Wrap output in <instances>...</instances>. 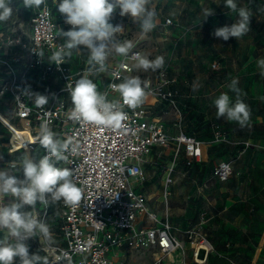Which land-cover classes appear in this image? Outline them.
<instances>
[{"label":"built area","instance_id":"built-area-1","mask_svg":"<svg viewBox=\"0 0 264 264\" xmlns=\"http://www.w3.org/2000/svg\"><path fill=\"white\" fill-rule=\"evenodd\" d=\"M52 2L46 0L35 8L29 28L16 12L0 22V97L5 96L8 112L0 111V145L7 147L10 154L37 153L35 158L39 159L47 154L40 143L41 128L47 126L56 138L79 146L78 155L65 153L70 163L58 161L56 166L73 169L74 181L82 190L81 200L75 206L60 201V240L43 251L39 238H31L30 255H41L46 264H114L108 257L110 253L119 258L121 250L152 247L153 264H165L164 256L169 260L170 253L184 254L188 244L193 260L198 263L196 257L212 249L207 233L194 225L184 229V238H179L173 231L169 200L178 163L191 167L199 160L201 141L182 130L167 132L151 116L154 106L143 102L136 109L124 108L128 118L116 130L69 119L72 105L67 86H74L84 74L88 57L76 68L72 67L67 49L62 53L63 64L57 65L52 60L65 42L60 30L72 27L64 22L58 9L53 10ZM173 24L170 18H165L160 34L165 35ZM137 53L141 55L137 47L131 48L127 57L121 55L107 61V72L90 77L105 74L106 82L98 91L108 90L109 84L132 76L136 62L132 57ZM210 67L219 68V62H211ZM116 73L121 79L115 77ZM174 81L167 75L166 66L142 80L145 96H153L159 105L173 107L180 114L178 91L172 87ZM35 94L46 96V102L38 104ZM109 99H119V94L110 91ZM211 127L214 141L229 143L216 124ZM157 147L169 148L171 157L161 173L159 190L150 194L141 187L145 180L143 162ZM232 173V162L226 160L219 161L214 170L221 182ZM148 203L155 204L154 211ZM159 205L163 207L160 218L155 212ZM49 206L50 202L47 207L36 205V214L45 223Z\"/></svg>","mask_w":264,"mask_h":264},{"label":"clouds","instance_id":"clouds-1","mask_svg":"<svg viewBox=\"0 0 264 264\" xmlns=\"http://www.w3.org/2000/svg\"><path fill=\"white\" fill-rule=\"evenodd\" d=\"M12 0H0V22L11 18ZM59 13L63 14L64 22L72 27L60 30V37L65 42L60 52L52 60L57 64L64 63L65 49L81 51L80 46L88 50V68L74 86H67L71 105L69 119L92 124L98 127L120 129L127 120L124 108H138L146 95L145 85L138 76L114 74L120 83H111L108 90L98 91L97 84L90 77L99 76L108 70L107 61L114 51L127 57L131 44L115 43V36L123 31L121 25L110 23L113 13L119 9L121 17L128 16L133 23L138 24L143 34L152 32L157 26L156 12L149 8L152 0H54ZM46 0H24L25 7L38 8ZM217 5L223 4L228 9V15L235 14L237 19L231 26L216 28L214 37L223 41L230 38L237 40L250 31L252 11L247 6H239L238 0H216ZM214 15L211 7L204 13V19ZM137 67L144 70H156L163 66V59L154 61L141 56L139 53L132 57ZM257 66L259 74L264 76V58H259ZM238 78L231 79L229 91L236 94L233 102L227 92H222L213 101L216 118H225L245 127L250 119L248 105L241 99L242 90L238 87ZM193 91L197 85L193 84ZM116 92L119 99H109V94ZM38 104L43 105L47 97L35 94ZM41 145L47 154L39 159L25 153L17 159L11 160L6 167L0 169V264H13L18 257L20 264H46V260L39 254H29L31 238H39L42 250L51 248L55 244L49 225L38 218L37 203L47 207L49 201L55 203L63 201L65 205L75 206L81 200L82 190L74 181L71 167H57L56 162L70 163L68 156L78 155L79 146L64 142L56 138L47 126L41 128ZM2 158V157H0ZM55 158V160H53ZM22 174L20 178L17 174ZM7 198V202L5 199ZM29 206L31 210H25Z\"/></svg>","mask_w":264,"mask_h":264},{"label":"rangeland","instance_id":"rangeland-1","mask_svg":"<svg viewBox=\"0 0 264 264\" xmlns=\"http://www.w3.org/2000/svg\"><path fill=\"white\" fill-rule=\"evenodd\" d=\"M252 1L253 0H249L247 5H251L253 3ZM21 2L24 1L21 0ZM51 4L53 10L57 11L56 3L52 2ZM157 4L158 1L152 0L149 8L155 10L156 14L163 20L161 23L157 24L152 32L146 35L141 32L139 25L133 23L130 17H121L119 15V9H117L113 13L110 23L114 26L121 25L123 31L116 34L114 42L130 43L131 48L137 47L141 51V56L146 57L149 60L154 61L157 58H162L163 66H166L167 75L175 78L173 84L176 86L179 81L178 75L181 71L176 70L171 61L173 55H176L178 51L177 44L170 47L164 45L163 42L165 40L162 39L164 35H161L160 31L163 30L162 22L165 18H170L174 22L173 25L168 27L167 32L179 24L176 18H174V14L175 10L180 6L179 4L169 3L163 5L162 2L159 3V8H157ZM20 9L25 17L24 25L29 28V19L35 8L25 7L24 5V7ZM62 30L67 31L63 28ZM80 50L77 58L78 56L81 58L85 57V51L87 50ZM119 56L121 55L113 51L109 56L108 61L114 60ZM137 63V61L134 63L132 76H138L141 80L146 77L154 76L161 68L160 67L156 70H144L138 68ZM76 65H78L77 62ZM204 68L207 76L204 80L213 77L215 83H217L222 79V75L212 74L211 76L209 74L215 70L222 69V67L219 69H212L205 65ZM93 81L97 84V88H100L101 85L105 84L106 76L104 74L99 78H93ZM189 83L193 84L194 82L190 80ZM205 88L206 87L204 86V89ZM214 88L216 89V87ZM152 97L148 95L145 96L143 103L152 104L154 101ZM4 99L5 96L0 97V111L7 112V109L3 108V106L7 104ZM203 99L204 98L202 97L200 100L195 101L196 105L198 104L201 106L203 104ZM231 100L235 101V99ZM177 109L180 114H177L173 107L156 105L151 111V116L154 118L156 117L162 127L169 133L179 130L191 134H193L192 132H196L197 130L191 128L189 125L190 123L184 122L185 119L179 107V102ZM211 124H216L221 132L225 134L228 133V130L221 128L217 122L210 123V127ZM260 132L264 133V128H256L251 131L246 129L242 130V136L241 139H239L240 146L237 147V149L242 151L243 145L247 144L241 153L252 150L255 152L254 159H256V153L259 154V152H264V147H262V145L253 142V138H255ZM228 148L227 157H225L224 160L233 161V159H235V162L232 163L233 174L228 178V181L220 182L216 179L214 170L218 161L207 163L205 172L199 175H191L190 169L186 171L185 168H182V163H178L173 176L174 183L172 185L169 200L172 212L171 221L174 228L173 231L179 238L183 239V230L189 226L196 225L198 229L207 233L208 241L210 242L212 249L208 251L207 254H204V251L202 252L200 255V259L204 261L202 263H195L191 251L185 250L184 254L177 252L173 262H169L167 257L164 256L163 260L166 264H251L252 257H250V255H254V253H256V259L253 263L264 264V164L255 166L251 170L243 169L241 156L235 158L236 154L241 153H238V151L236 152L235 150L230 151L231 148ZM0 157H2L0 159L7 161L17 159L20 156L9 155L6 150H3ZM170 157V149L167 147L154 148L152 155L144 157L143 170L145 173V180L141 184L143 190L150 194H155L159 190L161 173L170 162ZM4 167H6V165H0V169ZM238 168L241 169L237 170ZM17 175L22 178V174L18 173ZM249 177L255 182L254 184H246ZM243 179H246L245 186H242ZM134 185L138 186V184ZM5 201H7V198ZM59 202H51L54 208L52 209V215L47 218L48 224H52L58 220L57 215L59 210L56 206ZM148 207L150 210L154 211L155 204L148 203ZM25 210L30 211L31 208L26 206ZM162 211L163 207L159 205L158 210L155 211L159 218L162 216ZM50 231L53 239H58L54 227H51ZM26 243L28 244V241H26ZM241 245H243V247ZM233 249H245V253L243 255L236 254L235 252L226 253ZM154 251L155 249L152 247H143L136 250L124 249L121 250V255L119 256L120 259L117 255L115 257L112 256L111 253L108 257L114 262V264H153ZM246 253H248V255H246ZM14 259L16 261L13 264H20L18 257Z\"/></svg>","mask_w":264,"mask_h":264},{"label":"crops","instance_id":"crops-1","mask_svg":"<svg viewBox=\"0 0 264 264\" xmlns=\"http://www.w3.org/2000/svg\"><path fill=\"white\" fill-rule=\"evenodd\" d=\"M156 1H158L157 8H159V3L162 2L163 5L169 3L179 4L180 6L175 10L174 14V18H176L179 24L171 28L169 32H166L162 39L165 40L163 44L169 47L177 44L178 51L176 55L172 54L173 59L171 62L175 69L181 72L178 75L179 81L177 85L173 84L172 87L178 91V102L185 119L184 122L190 123L191 128L197 130L196 132H192L193 134L186 133L195 136L202 143L201 158L195 161L191 167L186 168V171L190 169L191 175H199L205 172L207 163L224 160L227 157L228 147L231 148L230 151L235 150L238 153L240 152V149H237V147L240 146L239 139H241L242 130L251 131L256 128H264V76L259 74L260 70L257 66L258 59L264 58V0H253L251 5H247L249 0H238L239 6H247L252 11L250 31L238 40L233 37L228 41L216 38L212 33L216 28L225 25L231 26L235 23L237 17L235 14L228 15V9L223 4H215L216 0ZM11 4L10 7L13 9L12 15L15 12L18 13V17H22L24 22L25 17L20 9L24 7V2L12 0ZM211 7L214 9V15H210L206 20H203L205 11ZM20 13L22 14L20 15ZM156 19L158 23H161L163 20L159 15L156 16ZM80 49L87 50L82 46H80ZM79 53L80 51L71 50L69 57L73 68H76L82 60L88 57V50L85 51V57L83 58L79 56L77 58ZM73 60L74 62L76 60L78 65H76V62L74 64ZM213 61L219 62V68L222 67L220 70L209 73L211 76L212 74L222 75V79L217 83H215L213 77L204 80L207 77L204 66L210 67ZM233 78H238V87L243 93L241 99L248 105L250 110V119L245 127H241L238 123L230 122L225 118L217 119L216 109L212 105V101L222 92H227L231 99L236 98V94L231 93L227 87ZM190 80L194 82L193 84L197 85L196 91L192 90L193 84L189 83ZM204 86L206 87L205 89ZM150 97L152 96L150 95ZM202 97L204 98L203 104L201 106L196 105L195 101L200 100ZM152 98L154 101L151 105H159L157 99ZM3 108L7 109L6 105ZM212 122H217L221 128L228 130L226 135L229 143L214 141L210 127V123ZM253 142L264 147V133L260 132L253 138ZM3 150L8 152L7 147L0 145V156ZM254 153V151L248 150L245 153L236 154L235 158L241 156L243 169L251 170L255 166L264 164V152L256 153V159H254ZM12 155L17 156V154ZM9 161L11 160L0 159V162ZM231 162L234 163L235 159ZM182 168L185 167L183 166ZM240 169L238 168L237 170ZM245 181L246 179H243L242 186H245ZM254 183L252 178L249 177L246 184L250 185ZM29 241L30 239L28 243ZM241 246L243 247V245ZM187 248L190 250L188 244ZM234 252L243 255L245 249H233L226 253ZM175 253L177 254V252ZM250 257H252L251 264H254L253 261L256 259V253L250 255ZM169 260V262H173L170 258Z\"/></svg>","mask_w":264,"mask_h":264},{"label":"trees","instance_id":"trees-1","mask_svg":"<svg viewBox=\"0 0 264 264\" xmlns=\"http://www.w3.org/2000/svg\"><path fill=\"white\" fill-rule=\"evenodd\" d=\"M18 2V1H17ZM83 48H85L84 46H82ZM34 155V157L35 156H37V153H35V154H33ZM180 163V162H179ZM186 168H189V167H185V169ZM50 202V201H49ZM60 203V202H59ZM59 203H58V205L56 206V208L58 209V207H59ZM37 204H39V203H37ZM54 207H53V204H51V202H50V206H49V216H51L52 215V209H53ZM57 218H58V220L56 221V222H53L52 224H48V222L46 221V224H48L49 225V228H51V227H54V229L56 230V232H57V235H58V239H54L55 240V242H57V241H59L60 240V231H59V224H60V219H59V217H58V215H57ZM56 218V219H57ZM29 245V244H28ZM32 247L29 245V254L31 253V251L30 250H32L31 249ZM33 253V252H32Z\"/></svg>","mask_w":264,"mask_h":264},{"label":"bare ground","instance_id":"bare-ground-1","mask_svg":"<svg viewBox=\"0 0 264 264\" xmlns=\"http://www.w3.org/2000/svg\"><path fill=\"white\" fill-rule=\"evenodd\" d=\"M148 96H150V95H148ZM175 254H176L175 252L169 254V258H170L172 261H174ZM196 261H197L198 263H202V262H204V261H203L202 259H200L199 257H196Z\"/></svg>","mask_w":264,"mask_h":264}]
</instances>
